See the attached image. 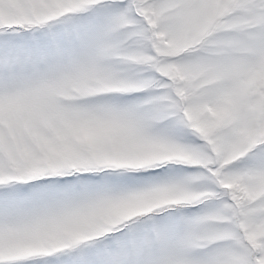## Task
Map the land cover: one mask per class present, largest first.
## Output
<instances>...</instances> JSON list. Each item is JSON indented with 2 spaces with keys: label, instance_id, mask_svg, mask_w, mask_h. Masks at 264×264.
<instances>
[{
  "label": "snow or ice",
  "instance_id": "1",
  "mask_svg": "<svg viewBox=\"0 0 264 264\" xmlns=\"http://www.w3.org/2000/svg\"><path fill=\"white\" fill-rule=\"evenodd\" d=\"M0 264H264V0H0Z\"/></svg>",
  "mask_w": 264,
  "mask_h": 264
}]
</instances>
